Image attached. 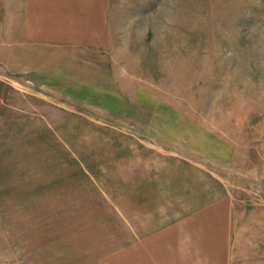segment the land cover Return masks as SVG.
<instances>
[{
  "label": "rangeland",
  "instance_id": "1",
  "mask_svg": "<svg viewBox=\"0 0 264 264\" xmlns=\"http://www.w3.org/2000/svg\"><path fill=\"white\" fill-rule=\"evenodd\" d=\"M0 264H264V0H0Z\"/></svg>",
  "mask_w": 264,
  "mask_h": 264
},
{
  "label": "crops",
  "instance_id": "2",
  "mask_svg": "<svg viewBox=\"0 0 264 264\" xmlns=\"http://www.w3.org/2000/svg\"><path fill=\"white\" fill-rule=\"evenodd\" d=\"M149 168L147 167V170H148ZM184 180V181H183ZM182 181V185H185L184 187L182 186V190H183V192H184V195L187 197V195H189V196H193L194 198L197 196V183H196V181L194 180V179H192V178H188V177H185V179H183ZM185 187H187V189L185 188ZM185 190V191H184ZM180 192V191H179ZM178 194V196H180L181 194H183V193H177ZM198 194H199V192H198ZM196 204V203H195ZM195 204H193L194 205V207H195ZM193 206H192V211H193V209H195ZM197 210V209H196ZM198 212V211H197ZM195 213V212H194Z\"/></svg>",
  "mask_w": 264,
  "mask_h": 264
}]
</instances>
